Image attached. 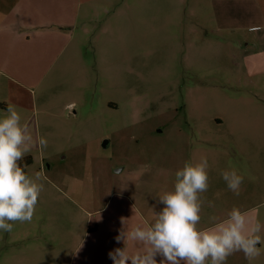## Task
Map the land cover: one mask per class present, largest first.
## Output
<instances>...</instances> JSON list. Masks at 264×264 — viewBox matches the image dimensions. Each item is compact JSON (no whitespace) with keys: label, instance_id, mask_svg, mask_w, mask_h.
Listing matches in <instances>:
<instances>
[{"label":"rangeland","instance_id":"rangeland-1","mask_svg":"<svg viewBox=\"0 0 264 264\" xmlns=\"http://www.w3.org/2000/svg\"><path fill=\"white\" fill-rule=\"evenodd\" d=\"M161 2L154 24L138 19L136 0H112L114 9L99 12L67 64L61 53L38 68L34 84L12 89L21 122L48 146L24 158L28 175L43 174L44 190L31 222L0 232V264H80L77 252L97 226L92 251L106 253L108 242L123 248L115 240L120 218L129 229L150 224L163 208L156 196L172 189L186 161L202 158L209 187L198 227L223 221L234 206L264 225L263 45L255 41L248 53L250 36L206 33L198 22L210 21L169 15L180 1ZM230 168L244 177L238 195L221 176ZM259 247L252 264H264ZM91 263L112 264L104 256ZM227 264L249 262L236 252Z\"/></svg>","mask_w":264,"mask_h":264},{"label":"clouds","instance_id":"clouds-1","mask_svg":"<svg viewBox=\"0 0 264 264\" xmlns=\"http://www.w3.org/2000/svg\"><path fill=\"white\" fill-rule=\"evenodd\" d=\"M21 119L11 104L0 116V232L10 233L14 224L31 222L44 190L43 174L28 175L27 165L22 166L20 161L34 147L46 149L48 141L34 137ZM208 168L207 158L196 163L186 161L175 172L172 189L156 196L163 208L154 212L150 224L129 229V219L120 218L122 227L115 240L124 247L108 253L113 264H227L228 257L236 252H242L252 264L261 254L259 246L264 245L260 235L264 225L259 220L252 223L247 212L234 206L223 221L198 227L201 194L209 187ZM221 176L227 188L238 195L244 181L238 170L230 168ZM258 207H264V203ZM130 243L137 246L136 251L129 250Z\"/></svg>","mask_w":264,"mask_h":264},{"label":"crops","instance_id":"crops-1","mask_svg":"<svg viewBox=\"0 0 264 264\" xmlns=\"http://www.w3.org/2000/svg\"><path fill=\"white\" fill-rule=\"evenodd\" d=\"M179 1L177 7L169 8V15L178 11L185 13L192 20L210 21L203 22L205 25L198 22L207 30L206 33L208 29H213L214 32L225 35L224 37L248 35L252 41L246 43V51L249 53L250 46L254 47L253 43L259 41L263 45L264 53V0ZM188 1L189 8L183 11L182 5ZM136 2L138 19H145L147 16L155 24L154 21L162 17L161 0ZM168 2L176 5L178 0ZM113 9L112 0H0V116L4 115L11 101L16 100L15 96L10 95L12 89L22 85L23 80L33 83L38 68H46L61 53H65L62 65L67 64V61H70L68 56L82 44L80 37L90 35L92 23L97 19L99 12H109ZM116 11L122 17L126 16L121 8H116ZM101 32L106 36L108 29ZM233 40L240 42L238 38ZM249 56L253 55L245 57ZM19 64L26 69L25 73L17 69ZM28 69H31L29 75ZM99 229L100 226L90 228L83 239L89 246L86 251L79 248L77 257L80 264H92L91 261L99 256L109 258L108 253L115 249L114 242H108L106 253L99 255L92 251L95 237L92 235Z\"/></svg>","mask_w":264,"mask_h":264},{"label":"trees","instance_id":"trees-1","mask_svg":"<svg viewBox=\"0 0 264 264\" xmlns=\"http://www.w3.org/2000/svg\"><path fill=\"white\" fill-rule=\"evenodd\" d=\"M26 162H27V160L20 161L21 165H22L23 163H26Z\"/></svg>","mask_w":264,"mask_h":264}]
</instances>
